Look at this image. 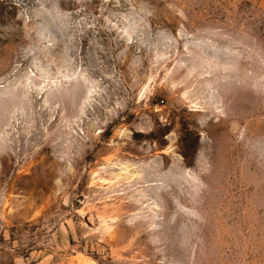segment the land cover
I'll list each match as a JSON object with an SVG mask.
<instances>
[{"label":"rangeland","instance_id":"obj_1","mask_svg":"<svg viewBox=\"0 0 264 264\" xmlns=\"http://www.w3.org/2000/svg\"><path fill=\"white\" fill-rule=\"evenodd\" d=\"M0 264H264V0H0Z\"/></svg>","mask_w":264,"mask_h":264}]
</instances>
